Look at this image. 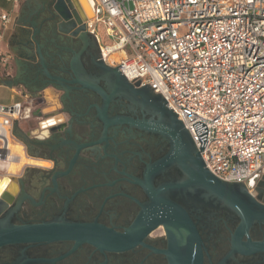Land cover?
Listing matches in <instances>:
<instances>
[{
  "label": "flooded vegetation",
  "instance_id": "1",
  "mask_svg": "<svg viewBox=\"0 0 264 264\" xmlns=\"http://www.w3.org/2000/svg\"><path fill=\"white\" fill-rule=\"evenodd\" d=\"M57 2L19 1L3 41L14 75L21 47L35 51L36 61L22 64L15 81L31 97L54 88L59 106H51L58 118L42 134L34 131L38 123L28 131L18 125L22 138H15L25 155L47 164L0 169V180L9 178L0 191V224L66 221L98 223L125 235L137 228L143 232L139 242L123 250L75 246L72 241L6 245L0 248V264H174L177 256L196 254L197 248L199 264H264V249L244 244L264 242V217L254 218L241 233L244 250L235 248L232 239L241 217L234 209L200 187L175 186L186 179L175 164L151 168L169 152L168 138L128 122L100 119L103 95L74 80L93 82L109 95L112 66L100 59L90 36L71 34L74 28L62 20ZM159 105L150 90L132 93L120 85L106 117L155 120ZM263 176L249 186H230L256 214L264 213L256 205L264 206ZM159 214H166L162 220L167 222L150 228Z\"/></svg>",
  "mask_w": 264,
  "mask_h": 264
},
{
  "label": "built area",
  "instance_id": "2",
  "mask_svg": "<svg viewBox=\"0 0 264 264\" xmlns=\"http://www.w3.org/2000/svg\"><path fill=\"white\" fill-rule=\"evenodd\" d=\"M8 1L13 8L0 10V62L18 4ZM91 2L93 18L84 25L100 59L128 82L140 80L139 87L149 84L162 94L211 173L245 185L264 174V0ZM30 98L21 92L0 104V160L15 139V121L38 118L34 131L42 134L58 118L35 115L40 108L31 107ZM197 121L207 127L202 151L192 125Z\"/></svg>",
  "mask_w": 264,
  "mask_h": 264
},
{
  "label": "water",
  "instance_id": "3",
  "mask_svg": "<svg viewBox=\"0 0 264 264\" xmlns=\"http://www.w3.org/2000/svg\"><path fill=\"white\" fill-rule=\"evenodd\" d=\"M81 2V1H80ZM82 3V2H81ZM82 5V4H81ZM57 12L60 14L62 20L70 24L73 29L71 34L76 38L83 36H90L93 41H96L95 36L85 30L84 17L80 10L77 0H58L55 5ZM21 38V37H20ZM22 44H27L32 47L29 41L23 42L22 38L20 41ZM98 45V44H97ZM99 48V46H98ZM99 57H101L99 49ZM15 61L17 70L15 75L6 80L5 83L9 86L16 85L15 78L20 72L19 68L22 64L36 61V54L34 50H30L25 47H21L20 51L16 53ZM121 65V64H120ZM119 66V65H118ZM110 70L114 76V83L111 87L112 91L109 95L102 92L101 88L90 81L79 79L78 77L74 80L85 88H91L99 91L104 97V105L101 110L98 111L100 119L105 121L106 124L113 122H128L132 125L157 132L160 135L168 138L170 142V149L167 155L151 165V168L160 169L171 164H175L185 174L186 179L175 186H197L204 189L207 193L213 195L227 206L234 209L241 217V223L236 229V233L233 236V245L239 250H244L243 243L240 241V235L242 232H246L248 227L251 225L252 220L258 216L264 217V213L256 214L250 210L243 199L237 196L230 188L231 185H244L242 181H226L216 177L211 173L196 148L189 132L185 129L181 120L177 119V113L172 112V108L169 110L165 103L167 102L161 93H154L151 90L149 84H145L139 87L140 80L134 82V84L127 81L125 76L116 67H110ZM124 86L132 93H140L144 90H150L159 100L160 105L157 106L158 117L155 120H135L129 117H116L113 119H107L106 111L108 108L111 97L116 93L119 86ZM46 86V85H45ZM42 86L41 88H43ZM58 89V87H56ZM40 90V89H39ZM167 116V121L164 120V116ZM194 130L200 140V151L203 150L207 140V127L206 124L197 121L192 124ZM15 128V131H14ZM18 123H13L12 133L15 137H21L19 133H16ZM18 132V131H17ZM264 177V176H263ZM9 181V178L2 177L0 180V191L3 188V184ZM252 182L248 181L247 185ZM256 205L264 210V206L256 203ZM152 206L148 207L147 210L151 212ZM166 214L157 215V219L151 222V227L155 226L158 221L164 223L167 220H162V216ZM149 221V220H148ZM150 223V222H149ZM143 229L137 228L133 231H128L127 234H119L114 232L112 229L107 228L98 223H81V222H66V221H42V222H24V223H8L0 224V248L6 245L12 244H34V243H46L55 241H72L75 246L82 243L91 244L99 249L105 250H123L126 249L136 242H139V236H141ZM128 233H131L128 235ZM137 236L131 237L134 234ZM250 248H262L264 249V242L252 243L249 240L244 243ZM198 248L196 254L190 253L189 256L182 257L177 256L174 264H199L200 257L198 255ZM194 254V255H193Z\"/></svg>",
  "mask_w": 264,
  "mask_h": 264
},
{
  "label": "rangeland",
  "instance_id": "4",
  "mask_svg": "<svg viewBox=\"0 0 264 264\" xmlns=\"http://www.w3.org/2000/svg\"><path fill=\"white\" fill-rule=\"evenodd\" d=\"M19 1L21 0H18V2ZM10 8H13L12 3L10 1L0 0V9L8 10ZM7 33H8V29L4 32L3 41L6 39ZM1 49H2V52L5 53V56H4V60L0 62V79H5V78L11 79L14 76L15 67L13 66V64H11V55L6 49V45L4 44V42L2 43ZM3 88L8 90L12 95H15L17 97L20 96L21 92H26L24 87L18 84L11 86V87L4 86ZM4 89H0V103L9 104L11 102L10 93L5 91ZM27 93L29 94L28 91ZM42 94L44 95V97L43 95H38L37 97L32 95V97L29 99L30 100L29 104L31 107L45 109L51 106H54L56 108L59 106L58 99L56 96L57 92L55 91L54 88L46 87V89L42 92ZM37 122H38V119H35L34 117H30L27 120H24V121L21 120V122H18V125L23 127L26 131H28L30 128H35ZM18 141L19 139L15 138L11 142L15 143ZM25 154L29 156L26 150H25ZM18 172L19 171H16L15 173L17 174ZM0 173H2V171Z\"/></svg>",
  "mask_w": 264,
  "mask_h": 264
},
{
  "label": "bare ground",
  "instance_id": "5",
  "mask_svg": "<svg viewBox=\"0 0 264 264\" xmlns=\"http://www.w3.org/2000/svg\"><path fill=\"white\" fill-rule=\"evenodd\" d=\"M77 3H78L80 10L82 11L84 20H87V19L91 20L94 14L91 0H77ZM50 109L51 107L45 108L44 110L49 111ZM11 141L12 140L10 139L8 143V148H9L8 157L5 160H0V169H6L7 171L9 170L13 172L14 170L18 168L20 169L23 163H27V164L33 163V164H42V165L47 164L46 162L35 161L27 157L24 153V149H23L21 142L12 143ZM17 157L18 159H16Z\"/></svg>",
  "mask_w": 264,
  "mask_h": 264
},
{
  "label": "crops",
  "instance_id": "6",
  "mask_svg": "<svg viewBox=\"0 0 264 264\" xmlns=\"http://www.w3.org/2000/svg\"><path fill=\"white\" fill-rule=\"evenodd\" d=\"M8 1V0H7ZM0 10H2V9H0ZM17 10V9H16ZM15 13H16V11H15ZM6 80H9V78H5V79H0V89H4L3 87L4 86H7V87H11V86H9V85H7L6 83H5V81ZM5 91H7V92H9L8 90H6V89H4ZM10 93V92H9ZM10 98H11V102L12 101H14V100H17V99H19V97H17V96H15V95H12L11 93H10ZM0 104H6V103H0ZM51 110V109H50ZM45 111L44 110V108H41L40 109V112H36L35 113V115H40L41 114V116L42 117H44V116H47V115H50L51 113H52V111ZM38 119V118H37ZM19 122H21V121H19ZM30 166L29 164H23V166L21 167V168H23V167H25V166Z\"/></svg>",
  "mask_w": 264,
  "mask_h": 264
}]
</instances>
